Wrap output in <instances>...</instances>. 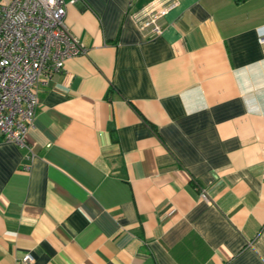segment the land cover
Returning a JSON list of instances; mask_svg holds the SVG:
<instances>
[{"label":"crops","instance_id":"0c3cea01","mask_svg":"<svg viewBox=\"0 0 264 264\" xmlns=\"http://www.w3.org/2000/svg\"><path fill=\"white\" fill-rule=\"evenodd\" d=\"M65 2L85 53L0 136V264H264V0Z\"/></svg>","mask_w":264,"mask_h":264},{"label":"built area","instance_id":"2783aa9c","mask_svg":"<svg viewBox=\"0 0 264 264\" xmlns=\"http://www.w3.org/2000/svg\"><path fill=\"white\" fill-rule=\"evenodd\" d=\"M170 7L161 2L148 6L140 30L161 35L160 20ZM65 16V0H0V136L6 142L25 146L40 86L60 73L68 59L85 53ZM256 31L264 43V26ZM22 262L32 258L25 255Z\"/></svg>","mask_w":264,"mask_h":264},{"label":"trees","instance_id":"16d2710c","mask_svg":"<svg viewBox=\"0 0 264 264\" xmlns=\"http://www.w3.org/2000/svg\"><path fill=\"white\" fill-rule=\"evenodd\" d=\"M243 1H245V0H236V2H238V3L243 2Z\"/></svg>","mask_w":264,"mask_h":264}]
</instances>
